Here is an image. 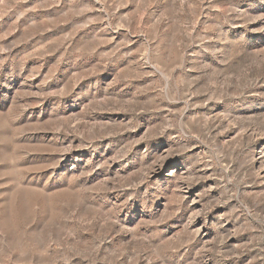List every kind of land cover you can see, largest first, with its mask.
<instances>
[{"label": "rangeland", "instance_id": "1", "mask_svg": "<svg viewBox=\"0 0 264 264\" xmlns=\"http://www.w3.org/2000/svg\"><path fill=\"white\" fill-rule=\"evenodd\" d=\"M260 147L264 0H0V264H264Z\"/></svg>", "mask_w": 264, "mask_h": 264}, {"label": "bare ground", "instance_id": "2", "mask_svg": "<svg viewBox=\"0 0 264 264\" xmlns=\"http://www.w3.org/2000/svg\"><path fill=\"white\" fill-rule=\"evenodd\" d=\"M73 82V81H72ZM72 82L69 81L68 79V85L72 86ZM71 84V85H70ZM76 86V85H75ZM73 87V86H72ZM94 91V89H92ZM8 98V97H7ZM9 100V99H7ZM7 105V104H6ZM217 122V115H212L210 116L207 120L206 123L214 125ZM182 144V143H181ZM256 148V150H253L252 152H250L249 154V161L252 164V172L254 177L259 181V183L261 184L263 191H264V148L260 147V150ZM256 153V154H255ZM200 155V154H198ZM197 156V155H196ZM62 158V157H61ZM66 158V155L64 157V160ZM85 155L80 154L79 156L76 155L75 159L73 160V163H70L67 167H65V170L67 169L66 173L70 174L71 176H73V174L75 173V171L79 168L80 171L85 174L88 171V163H89V159H85ZM197 158V157H196ZM198 159V158H197ZM62 160V159H61ZM67 160V159H66ZM65 160V161H66ZM89 160V161H88ZM195 163L194 169H197L196 171H199V161L198 160H193ZM64 162V161H63ZM62 167L61 161H57V163L54 165L52 173L49 176V179H51V177L53 175H58L56 172L59 170V168ZM163 167L159 165V170H161ZM200 173V172H199ZM61 174V173H60ZM196 174V172H195ZM172 175V172H171ZM196 176V175H195ZM194 176V178H195ZM192 180L187 179L185 180L184 184H182V188L183 191H185V196L186 194H191V189L193 187V185L190 183ZM193 183V182H192ZM180 187V186H179ZM187 198V197H186ZM194 200V199H193ZM193 200L191 202H193ZM187 223L185 224V231L191 235L193 238L198 237L200 234V228H196V214H190V216H188L187 219ZM219 220V221H218ZM218 222H217V226L219 227L220 231L222 232V234L224 233H228L229 232V228L224 227L223 222L221 220V218H218ZM5 234V233H4ZM221 234V235H222ZM227 235V234H225ZM224 235V236H225ZM229 235V234H228ZM226 242H229L228 244H226V248L228 249H232L233 251H236V248L238 247V241L237 239H234V237L232 236H226ZM231 239V241L229 240ZM233 239V240H232ZM229 240V241H228ZM225 245V244H224ZM223 245V246H224ZM228 245V246H227ZM9 246V242L6 239V236L3 235V233H1L0 235V249L2 251H5L6 247Z\"/></svg>", "mask_w": 264, "mask_h": 264}]
</instances>
